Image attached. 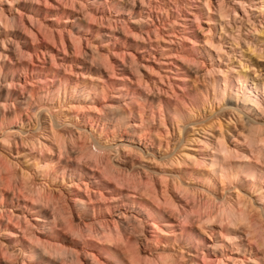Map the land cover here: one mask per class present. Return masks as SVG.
I'll return each mask as SVG.
<instances>
[{"label":"rangeland","instance_id":"obj_1","mask_svg":"<svg viewBox=\"0 0 264 264\" xmlns=\"http://www.w3.org/2000/svg\"><path fill=\"white\" fill-rule=\"evenodd\" d=\"M240 1L263 31L257 0H0V264H264V158L242 136L261 120L207 53ZM237 199L251 229L220 218Z\"/></svg>","mask_w":264,"mask_h":264},{"label":"bare ground","instance_id":"obj_2","mask_svg":"<svg viewBox=\"0 0 264 264\" xmlns=\"http://www.w3.org/2000/svg\"><path fill=\"white\" fill-rule=\"evenodd\" d=\"M257 1H258L257 4H260V6L257 9L260 11V13L262 15L264 13V0H257ZM234 3H235V5L239 4V6H237V7L233 6L232 11L230 13L223 6L219 5L220 10L217 13V16H210V21L213 24L215 23V25L217 26V29H219L221 31V33H223L225 35V37L222 38L223 40L221 39V41L219 43H216L217 41L213 42V43H209L210 47L207 49L209 59L211 61H215L216 63L220 64L218 68L215 67L209 72L211 74L213 71V74L217 73L218 75H221L222 79L225 81L226 86H227V83L229 82V80L231 78L237 79V82H238L237 86L240 87L239 88L240 91L238 90L239 92L237 94V101L243 103L242 107L245 110H252L253 112H255L256 115L258 116V118L261 120V122L253 121L254 123L252 122L253 125L251 126V128L249 127L250 129L244 130V132L242 133V136L244 137V138L243 137L242 138L245 142H248L249 143L248 146H250V148L253 149V150H251V152L258 150L257 155L262 156L264 158V154L262 153L264 151V147H263L264 138L263 137L257 138V137H260L257 135H259L260 133L262 134L264 132V78L262 77L261 74L259 75L262 77L260 79H259L257 73L252 74L249 71L251 69L248 70V65H245V62H243V60H242L243 58H245V55L243 54L244 50L242 51L244 46L247 48L248 52L250 50H253V52H255V53H258V52L262 53V51H263L262 47L261 46L257 47V45H256L257 43L255 42V39H252L250 36H247V35L252 36L253 34H257V32H260L264 36V28H263V31H260L256 27L258 25H255L256 24V23H254L255 21L250 22V18H248L249 14H248V11H247L246 6H245L246 3L244 1H240V3L239 2L238 3L234 2ZM208 10L211 11L210 6L208 7ZM232 16H234V19ZM237 17H238V19H237ZM236 19L237 20L240 19L239 20L240 23L239 22L237 23ZM246 20L249 21L248 24L246 23L247 22ZM235 22L237 24H240V27L236 26L237 29H236L235 25L233 26L231 24V23H235ZM0 24L5 25L6 23H5V21L0 19ZM245 25H247V26H245ZM235 29H236V31H235ZM247 31L249 33H247ZM219 36H221V35H219ZM224 40H227V41L229 40L231 42V47H230L231 52L226 51L224 49ZM0 43H3L2 39H1ZM0 45L3 46V44H0ZM232 50L234 51V53L235 52L237 54L240 53L241 58L235 62L239 63L238 66L241 69H237L238 67H236L235 65L232 64V58H234L233 57L234 55H231ZM2 55H3V53L0 51V56H2ZM223 67H225V68H223ZM249 68H250V66H249ZM212 84H213V87L216 91L220 90L218 81L216 79H214V78L212 79ZM258 84H259V86H261V89H259ZM222 96H220V97H222ZM218 100H219V102H221L220 98H217V101ZM223 117H225V115H221V116L218 115L216 117V121L219 122L221 120L220 118H223ZM232 117H233V114H229L228 119L230 122H231V120L233 121ZM263 136H264V134H263ZM6 139H8V137ZM3 140H4L3 144L8 145V142L6 141L7 142L6 143L5 139H3ZM8 141H10V140H8ZM219 141H218V145H217L215 151H213L214 154L212 155V159H211L212 161H211L210 165L213 169L214 174L224 177L228 174L229 169L232 168V164H231V162H229L230 160H229V156H228L230 154V151H229L230 148L227 147V145L224 143V141L223 142H221V140H219ZM258 146L260 148H257ZM247 151H250V150H247ZM186 158H188V157L186 156ZM46 167L48 168L49 164H46ZM226 177H228V176H226ZM261 200H264V198ZM252 203L238 201V199H237V201L228 200L226 205L224 206V209L222 208V211L219 212L221 215L220 218H222V216H227L226 218L223 217L224 218L223 220H226V221L228 220L229 223L232 224V226H234L236 228L238 226V228H239V225L241 224V225H245L247 228L251 229V226H253L252 223L254 221V217L256 216V214H254L255 211L253 209ZM210 222H212V221H210ZM236 228L232 229V232L235 234L239 231Z\"/></svg>","mask_w":264,"mask_h":264}]
</instances>
